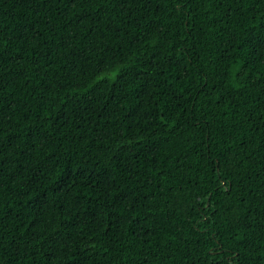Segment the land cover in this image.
Wrapping results in <instances>:
<instances>
[{"label": "trees", "instance_id": "16d2710c", "mask_svg": "<svg viewBox=\"0 0 264 264\" xmlns=\"http://www.w3.org/2000/svg\"><path fill=\"white\" fill-rule=\"evenodd\" d=\"M0 264H264V0H0Z\"/></svg>", "mask_w": 264, "mask_h": 264}]
</instances>
